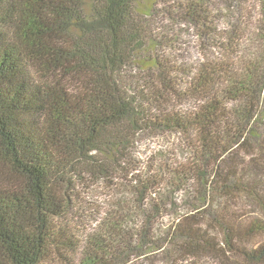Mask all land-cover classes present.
Returning a JSON list of instances; mask_svg holds the SVG:
<instances>
[{"label": "trees", "instance_id": "16d2710c", "mask_svg": "<svg viewBox=\"0 0 264 264\" xmlns=\"http://www.w3.org/2000/svg\"><path fill=\"white\" fill-rule=\"evenodd\" d=\"M252 1L0 0V264H264Z\"/></svg>", "mask_w": 264, "mask_h": 264}, {"label": "rangeland", "instance_id": "374dc122", "mask_svg": "<svg viewBox=\"0 0 264 264\" xmlns=\"http://www.w3.org/2000/svg\"><path fill=\"white\" fill-rule=\"evenodd\" d=\"M248 3L249 4H246L244 8H245V14H248V17H249V14L251 15L250 24H249V28H251L252 23H254V21H255V17L257 15L258 10L256 8L257 3H254L252 0H248ZM220 26L225 27L226 25L220 24ZM182 38H184V37H182ZM160 143H161L160 139H153L151 141H148L145 144L143 142L144 145L143 144L142 145L140 144L141 146L139 145L140 146L139 151H140V153H143L146 149H148V151H150L152 149H156L159 146H161ZM255 175H258V174L255 173L254 176ZM92 199L97 200L99 203H102V201H103L101 198H93V197H91V195H89L87 198H85V201L91 202V201H93ZM219 206H221V204ZM239 206L241 207V209L243 210L244 213L246 212L247 215L252 216V217L263 218V220H264V214L261 213L262 210L260 209V207L256 203L242 202ZM170 221H171V219H170Z\"/></svg>", "mask_w": 264, "mask_h": 264}]
</instances>
